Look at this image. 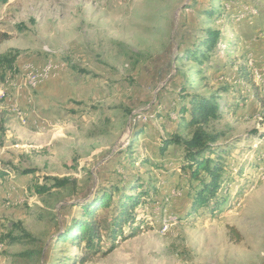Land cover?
Here are the masks:
<instances>
[{
  "label": "rangeland",
  "instance_id": "374dc122",
  "mask_svg": "<svg viewBox=\"0 0 264 264\" xmlns=\"http://www.w3.org/2000/svg\"><path fill=\"white\" fill-rule=\"evenodd\" d=\"M210 29L216 46L199 49ZM0 55L15 57L0 80V264H81L85 241L57 237L104 191L110 221L116 187L146 191L136 233L103 228L84 264H264V110L239 78L252 71L264 97V0H0ZM26 66L50 71L31 88ZM202 76L198 93L226 98L206 125L221 135L206 156L219 155L224 182L186 215L184 148L161 147L195 132L178 112Z\"/></svg>",
  "mask_w": 264,
  "mask_h": 264
},
{
  "label": "trees",
  "instance_id": "16d2710c",
  "mask_svg": "<svg viewBox=\"0 0 264 264\" xmlns=\"http://www.w3.org/2000/svg\"><path fill=\"white\" fill-rule=\"evenodd\" d=\"M208 11H204L206 14ZM212 16V14H211ZM221 33L215 30H208L202 37L206 39V42L200 45L199 49L208 47L212 50ZM194 54H192L193 56ZM202 63V61H201ZM15 70V57H8L7 55H0V80H5L7 71ZM199 75V72H197ZM203 76L200 82L194 87L196 90L193 94H186L180 98L179 114L181 115L182 122L188 126L197 127L190 139H185L178 134H170L169 137L163 139L161 150L166 152L172 144L180 145L184 148L185 158L188 163L185 165L184 170L189 174L190 185L188 187V194L191 198L190 210L186 212L194 213L198 215L202 207H206L209 200L217 196L219 189L221 188L224 179L223 166L219 160V155L216 158L206 156L207 152L219 154L217 149L213 148L216 142L220 139V133H214L206 128L210 119H218L221 117L220 108L222 103L226 102L225 95L218 93L201 94L198 93L200 86L203 82ZM239 78L248 84L253 92V96L258 101L261 108L264 110V97L260 93V89L257 83L254 81L252 71H247L246 68H241L239 71ZM195 84V83H194ZM193 84V85H194ZM187 88V86L185 87ZM226 92H230V87L224 88ZM189 118H185V115ZM24 171L23 173H28ZM67 183L65 180L53 179V187H62ZM46 185L37 186L38 192L45 191ZM139 188H142L139 186ZM116 193L118 194V201L115 205L118 209L113 211L110 221L99 219L98 213L100 209L108 208L113 203V193L104 191L103 194L96 196L94 199L89 200L81 205L82 213L81 218L73 221L62 233L57 237L59 241H68L78 246H81L85 241V249L83 248V254L79 257V263L84 264L92 260L99 252V240L101 237V231L108 230L109 235L114 239L123 234V228L125 225L129 226L132 231L131 234L136 233V227H134L135 217L133 216V210L140 204V198L138 196L145 195L146 191L141 192L139 195H125L122 193L121 187H116ZM138 197V198H137ZM116 206V208H117ZM105 224V225H104ZM23 237H16V239H22ZM31 260H41L44 257L43 251H28L24 253Z\"/></svg>",
  "mask_w": 264,
  "mask_h": 264
},
{
  "label": "built area",
  "instance_id": "2783aa9c",
  "mask_svg": "<svg viewBox=\"0 0 264 264\" xmlns=\"http://www.w3.org/2000/svg\"><path fill=\"white\" fill-rule=\"evenodd\" d=\"M25 70L27 72V84H28V86L31 88H35L38 86V84L42 83L43 80L47 77V75L50 71V67L48 66L47 69H45L41 73L36 71L31 66H26ZM13 108H14V111L16 112V114L18 115L20 121L22 123H26V118H25L26 115L24 113H22L21 108L18 107L17 105H15Z\"/></svg>",
  "mask_w": 264,
  "mask_h": 264
}]
</instances>
